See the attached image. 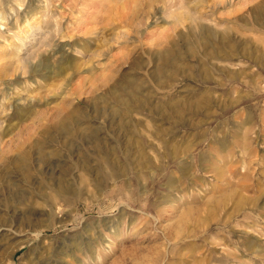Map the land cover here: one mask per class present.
<instances>
[{
    "label": "rangeland",
    "instance_id": "374dc122",
    "mask_svg": "<svg viewBox=\"0 0 264 264\" xmlns=\"http://www.w3.org/2000/svg\"><path fill=\"white\" fill-rule=\"evenodd\" d=\"M0 264H264V0H0Z\"/></svg>",
    "mask_w": 264,
    "mask_h": 264
},
{
    "label": "bare ground",
    "instance_id": "6f19581e",
    "mask_svg": "<svg viewBox=\"0 0 264 264\" xmlns=\"http://www.w3.org/2000/svg\"><path fill=\"white\" fill-rule=\"evenodd\" d=\"M71 114H72V113H71ZM56 117H60V114L58 113ZM67 120H68V117L65 118V119H62L61 121H58V123L55 122L56 125H55V124H54V125H55V127H58L57 130L59 129V127H63V126H65V127H66L65 129H67V130L69 129L68 132H71V133L73 134L74 132H75V133H76V132H82V133H84L85 130L87 131L88 129L91 128V127H89V126H87V127H85V128H84V127L80 128V126L75 125V124H74L73 127H69V126H68V123H69V122H66ZM67 126H68V127H67ZM70 126H71V125H70ZM78 127H79V128H78ZM63 131H64V129H63ZM65 132H66V131H65ZM65 132H64V133H65ZM58 133H59V132H58ZM60 133H61V131H60ZM62 134H63V133H62ZM24 154H25V153H24ZM21 155H22V154H21ZM19 156H20V155H19ZM24 156H25V155H24ZM21 159H22V158H21ZM21 159H18V158H17V159H16V162H17L18 160L20 161ZM14 160H15V159H14ZM19 161H18V162H19ZM23 161H24V160H23ZM14 163H15V162H14ZM15 164H17V163H15ZM17 248H18V246H17ZM12 252H13V251H12Z\"/></svg>",
    "mask_w": 264,
    "mask_h": 264
}]
</instances>
